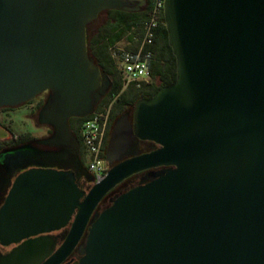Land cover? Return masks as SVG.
I'll use <instances>...</instances> for the list:
<instances>
[{
    "label": "water",
    "instance_id": "obj_1",
    "mask_svg": "<svg viewBox=\"0 0 264 264\" xmlns=\"http://www.w3.org/2000/svg\"><path fill=\"white\" fill-rule=\"evenodd\" d=\"M131 1L0 0V107L50 89L42 121L51 144L68 143L69 118L93 113L110 84L87 25ZM163 13L176 79L116 118L106 157L121 161L88 192L71 170H23L0 207L2 243L72 221L58 253L88 229L80 264H264V0H164ZM135 139L158 146L139 153Z\"/></svg>",
    "mask_w": 264,
    "mask_h": 264
},
{
    "label": "flooded vegetation",
    "instance_id": "obj_2",
    "mask_svg": "<svg viewBox=\"0 0 264 264\" xmlns=\"http://www.w3.org/2000/svg\"><path fill=\"white\" fill-rule=\"evenodd\" d=\"M153 3L154 0H132L126 8L120 9L145 15L148 13L151 6H153ZM109 20L110 15L105 14L100 16L99 14L97 18L89 22L87 25L89 41L88 48H90V52L93 53L94 58H96V63L100 66L102 71L108 75L110 80V84L106 89V92L101 96L100 100L95 103L93 109L94 111L101 110L104 103L109 99L110 91L114 87L115 81L117 80V78L113 79L109 74V67L107 64L100 60L95 54L93 45V39L101 33L103 27L109 26ZM123 41H126L125 37L118 40L116 42V46ZM121 76L126 82L122 69ZM125 84L128 85L129 83L126 82ZM137 86L142 87L143 89L147 88V86L143 83ZM133 89L134 87L130 88L131 91H135V89ZM51 94L52 91L48 89L39 93L35 98L18 106L0 107V112H3L4 110H13L20 106H26L30 111V117L32 120L36 119L45 130L42 135H35L31 131L12 134L11 126L3 122L0 117V127L9 132V136L0 137V139L10 138L14 139L15 142L13 148L10 147L12 149L8 148L9 150L6 149V151L4 150V152L2 151L0 154V207L4 203L11 187V182L15 179V177L23 170L33 166L71 170L75 175L78 186L86 192L92 188L97 180L96 175L89 167L91 154L83 141L81 125L82 118L90 116L92 113L83 117L71 116L69 118V125L73 133V138L68 143L61 145L51 144L50 139L55 135L56 128L54 125L42 121L41 115L44 106L51 97ZM152 94L145 92V96L143 97H150ZM121 102L122 97L117 95L113 98L111 104L106 107L109 109V116L104 137L103 152L105 156L107 154L108 143L116 118L123 113L129 112V118L131 120L133 119V109L137 100L133 99L125 103ZM0 134H3V132L0 131ZM155 146L158 145L152 141L135 139V151H138L139 153L150 151L154 149ZM129 156L130 155H126L123 159ZM119 161H121V159L115 160L113 163L109 162L110 168ZM144 175L145 171L136 173L110 189L98 203L95 212H101L105 208L109 207L117 195L139 184ZM93 216L88 226L91 224ZM71 225L72 221L67 226L59 230L31 236L10 244H4L0 240V264H80L83 257L81 248L86 241L88 229H86L84 235L71 250L66 253H58L65 243ZM26 243H31L34 247L31 248L29 253L22 256L21 249ZM12 255H14L13 258L11 257Z\"/></svg>",
    "mask_w": 264,
    "mask_h": 264
},
{
    "label": "trees",
    "instance_id": "obj_3",
    "mask_svg": "<svg viewBox=\"0 0 264 264\" xmlns=\"http://www.w3.org/2000/svg\"><path fill=\"white\" fill-rule=\"evenodd\" d=\"M152 6L148 13L141 15L140 13H132L120 8L104 10L101 15H110V24L103 27L100 34L93 39L95 54L100 60L105 62L109 67V74L113 79L117 78L115 85L110 91L109 99L104 103L102 109L111 104L113 98L117 95L122 97V102L129 100L140 99L145 96V92L152 94L161 86L168 85L176 79V57L172 51V47L168 41V31L165 25L164 13L162 12L160 23L154 31L153 39L150 43H145L142 53L149 56V67L151 78L149 81L143 82L147 88L137 86L135 83L125 84L122 79L121 69L118 65L123 50L116 48V42L122 38H126L129 42L127 48L137 50L142 44L146 35V25L150 19ZM112 22V23H111ZM89 53L94 58L93 53ZM96 62V58H94ZM134 87L135 91L130 88ZM133 89V90H134ZM84 117L81 120V125L88 118ZM14 139H0V154L2 151L14 146Z\"/></svg>",
    "mask_w": 264,
    "mask_h": 264
},
{
    "label": "built area",
    "instance_id": "obj_4",
    "mask_svg": "<svg viewBox=\"0 0 264 264\" xmlns=\"http://www.w3.org/2000/svg\"><path fill=\"white\" fill-rule=\"evenodd\" d=\"M163 7L164 0H154L150 19L146 25L145 39L139 48L137 50L129 48L123 50L121 54L117 53L120 57L122 71L127 83L133 82L140 85L151 78L149 67L150 54L144 55L142 50L145 43L152 41L155 28L162 22ZM108 116V108L94 111L82 125V138L91 154L89 167L96 175L97 180L102 178L110 168L109 161L103 152Z\"/></svg>",
    "mask_w": 264,
    "mask_h": 264
},
{
    "label": "rangeland",
    "instance_id": "obj_5",
    "mask_svg": "<svg viewBox=\"0 0 264 264\" xmlns=\"http://www.w3.org/2000/svg\"><path fill=\"white\" fill-rule=\"evenodd\" d=\"M128 45L129 42L123 41L117 44L116 48H119L121 50H126L128 49L127 48ZM118 65L120 68H122L121 62H119ZM0 117L2 118L3 122L11 126L12 134L31 131L35 135H42L45 132L44 127L41 126V124H39V122L36 119L32 120V118L30 117V111L26 106H20L13 110H4L3 112H0Z\"/></svg>",
    "mask_w": 264,
    "mask_h": 264
}]
</instances>
